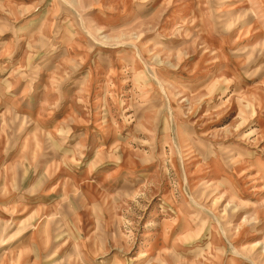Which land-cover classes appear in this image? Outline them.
Masks as SVG:
<instances>
[{"label":"rangeland","instance_id":"rangeland-1","mask_svg":"<svg viewBox=\"0 0 264 264\" xmlns=\"http://www.w3.org/2000/svg\"><path fill=\"white\" fill-rule=\"evenodd\" d=\"M0 264H264V0H0Z\"/></svg>","mask_w":264,"mask_h":264},{"label":"bare ground","instance_id":"bare-ground-1","mask_svg":"<svg viewBox=\"0 0 264 264\" xmlns=\"http://www.w3.org/2000/svg\"><path fill=\"white\" fill-rule=\"evenodd\" d=\"M235 254H236V252H235Z\"/></svg>","mask_w":264,"mask_h":264}]
</instances>
